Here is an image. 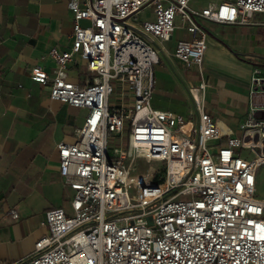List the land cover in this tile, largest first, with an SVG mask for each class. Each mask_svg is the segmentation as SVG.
Instances as JSON below:
<instances>
[{
	"label": "built area",
	"instance_id": "1",
	"mask_svg": "<svg viewBox=\"0 0 264 264\" xmlns=\"http://www.w3.org/2000/svg\"><path fill=\"white\" fill-rule=\"evenodd\" d=\"M189 1L69 3L70 49L51 48L53 75L33 67L30 80L48 85L50 100L87 111L74 142L56 146L59 175L73 193L71 211L47 210L40 223L46 232L18 264H264V199L256 196L264 167V76L252 69L248 116L239 135L223 143L202 102L194 101L195 124L151 104L154 67L176 16L189 38L176 42L173 56L201 73L206 44L198 19L247 24L264 14V0L223 1L199 12ZM145 9L152 18L140 20ZM73 60L91 74L83 86L69 79ZM116 88L128 105H109ZM3 216L16 221L18 211Z\"/></svg>",
	"mask_w": 264,
	"mask_h": 264
},
{
	"label": "crops",
	"instance_id": "2",
	"mask_svg": "<svg viewBox=\"0 0 264 264\" xmlns=\"http://www.w3.org/2000/svg\"><path fill=\"white\" fill-rule=\"evenodd\" d=\"M71 1L83 2L0 0V261L26 259L46 232L40 223L47 210L71 211L73 193L59 175L56 146L74 142V133L82 127L87 111L50 100L49 86L30 80L33 67L53 75L56 65L47 55L51 48L70 49ZM223 1L233 0H204L200 9L190 7L196 2L190 0L188 7L199 12ZM143 11L140 20L152 18L149 13L150 18L142 19ZM198 23L206 44L201 73L196 66L182 68L173 56L176 42L189 38L180 21L183 32L178 33L174 25L161 43L151 104L195 124L194 101L202 102L204 111L217 121L223 143L226 136L239 135V125L248 116L252 69L258 68L264 76V14H254L247 24L206 19H198ZM67 70L69 79L79 86L91 77L83 61L73 60ZM200 83L204 89L199 88ZM118 95L116 88L109 97L111 107L129 104ZM209 148L215 152L216 143L210 142ZM13 207L18 211L16 221L3 216Z\"/></svg>",
	"mask_w": 264,
	"mask_h": 264
},
{
	"label": "rangeland",
	"instance_id": "3",
	"mask_svg": "<svg viewBox=\"0 0 264 264\" xmlns=\"http://www.w3.org/2000/svg\"><path fill=\"white\" fill-rule=\"evenodd\" d=\"M192 1H195V0H192ZM203 1L204 0H196V2H193V3L191 2L190 3V7H193V8H196V9H200L203 6V3H204ZM149 13H150V11L149 12L143 11L140 16H141L142 19L143 18H150L151 16H150ZM174 25L176 26V31L178 33L183 32L179 28L180 19H179L178 16L175 17ZM180 65H181L182 68H185V69L189 68L188 66H185L183 64H180ZM243 156H245V154H243ZM139 166H140V168H143L146 165L143 162H139ZM151 166H154V167L157 168V167H161V164H159V163H151ZM143 171H144V169H143ZM257 181H259V182H257L256 195L258 197H264V170H263V167H261V170L258 173ZM3 262H5L7 264H18V263H9L10 261H3Z\"/></svg>",
	"mask_w": 264,
	"mask_h": 264
}]
</instances>
